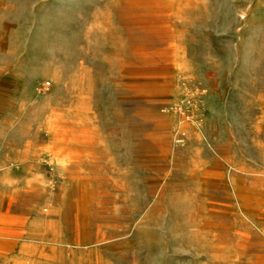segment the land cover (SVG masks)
Listing matches in <instances>:
<instances>
[{
    "label": "rangeland",
    "instance_id": "374dc122",
    "mask_svg": "<svg viewBox=\"0 0 264 264\" xmlns=\"http://www.w3.org/2000/svg\"><path fill=\"white\" fill-rule=\"evenodd\" d=\"M0 264H264V0H0Z\"/></svg>",
    "mask_w": 264,
    "mask_h": 264
}]
</instances>
